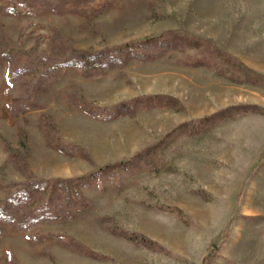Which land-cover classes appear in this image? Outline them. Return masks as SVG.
Instances as JSON below:
<instances>
[{
  "label": "rangeland",
  "instance_id": "374dc122",
  "mask_svg": "<svg viewBox=\"0 0 264 264\" xmlns=\"http://www.w3.org/2000/svg\"><path fill=\"white\" fill-rule=\"evenodd\" d=\"M5 1L0 52L18 64L169 32L200 47L91 76L67 69L24 99L5 94L0 64V205L35 179L97 175L56 221L30 233L4 227L0 264L10 255L18 264H264V0H71L33 17V0H14V15L2 13ZM152 96L171 100L112 121L81 109ZM19 103L28 110L10 112Z\"/></svg>",
  "mask_w": 264,
  "mask_h": 264
},
{
  "label": "trees",
  "instance_id": "16d2710c",
  "mask_svg": "<svg viewBox=\"0 0 264 264\" xmlns=\"http://www.w3.org/2000/svg\"><path fill=\"white\" fill-rule=\"evenodd\" d=\"M5 2H9V7L1 9L2 13L14 15V0H6ZM69 2L71 0H33L31 8L27 10V14L33 17L44 10L59 13ZM0 40L5 41V36L1 32ZM184 46L200 47L187 34L169 32L160 39L130 43L101 53H86L69 49L70 54L60 60H52L48 56L31 55L25 62L18 64L16 58L7 55L6 52H0V64L3 61L8 63L5 77L7 84L5 94L14 99H24L28 96L29 90L30 93H33L37 88L49 85L52 81L60 78L67 69H75L85 76H91L92 74L105 73L116 68H122L129 60L141 62L153 59L158 60L167 53L181 50ZM63 48H67L65 44H63ZM28 75H33V80L27 79ZM18 93L20 97H18ZM161 100L168 101L171 99L165 96H152L125 102L109 109L94 110L88 109L86 106H82L81 109L94 120L112 121L125 116L132 117L137 113V109L146 110L150 104L157 106L162 104ZM9 110L10 112L23 113L28 110V107L22 103L18 105L11 104L9 105ZM56 149L67 156L81 157L83 154H87L80 147L66 148L61 144H57ZM99 175L105 176L107 172ZM96 177L97 175H93L78 181L57 179L51 182L35 179L22 185H16L17 189L15 192L0 205V236L4 233V227L30 233L42 223L56 221L65 208L74 206L75 198L81 199L79 188L87 186V183ZM35 192L38 194L37 197H34ZM62 202L64 205H62ZM128 238H134V236L129 235ZM56 239L74 252L86 257L98 258L91 255L93 253L80 243L63 237H56ZM8 264L18 263L10 255Z\"/></svg>",
  "mask_w": 264,
  "mask_h": 264
}]
</instances>
